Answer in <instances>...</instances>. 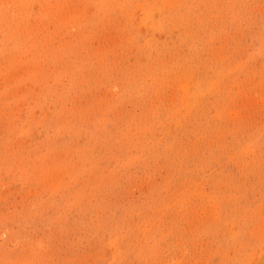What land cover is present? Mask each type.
I'll use <instances>...</instances> for the list:
<instances>
[{"label":"rangeland","instance_id":"obj_1","mask_svg":"<svg viewBox=\"0 0 264 264\" xmlns=\"http://www.w3.org/2000/svg\"><path fill=\"white\" fill-rule=\"evenodd\" d=\"M0 264H264V0H0Z\"/></svg>","mask_w":264,"mask_h":264}]
</instances>
